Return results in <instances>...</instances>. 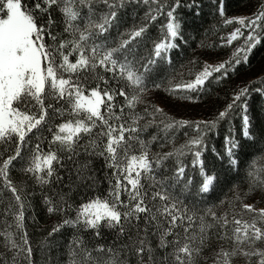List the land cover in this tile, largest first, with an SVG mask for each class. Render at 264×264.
Listing matches in <instances>:
<instances>
[{"label":"snow or ice","instance_id":"obj_1","mask_svg":"<svg viewBox=\"0 0 264 264\" xmlns=\"http://www.w3.org/2000/svg\"><path fill=\"white\" fill-rule=\"evenodd\" d=\"M255 4L248 15L227 17L218 0L221 24L232 26L219 47L236 42L230 55L190 59L177 70L173 53L188 42L182 0H0V264H34L28 219L37 186L46 214L56 217L39 247L50 250L63 230L73 231L62 264L240 257L264 264V207L247 202L252 192L264 201V148L247 161V191L234 186L229 208L219 210L225 201L200 207L219 183L204 159L211 136L228 125L223 151H213L237 174L244 149L264 144V120L250 111L253 94L264 100V81L233 86L203 119H176L150 103L153 90L186 99L224 90L236 67L264 47V0ZM186 6L199 15L202 5ZM96 158L110 171L106 196L90 195ZM188 158L198 182L188 176ZM104 229L114 233L111 243L101 242Z\"/></svg>","mask_w":264,"mask_h":264},{"label":"trees","instance_id":"obj_2","mask_svg":"<svg viewBox=\"0 0 264 264\" xmlns=\"http://www.w3.org/2000/svg\"><path fill=\"white\" fill-rule=\"evenodd\" d=\"M223 2L227 17L244 11H250L253 7H256L255 0H223ZM190 3L191 0H182V7L178 10V16L183 23L185 38L188 42L184 43L183 40L180 41L181 47L177 48L173 53V66L177 70H179L181 64H186L190 59L203 61L205 58H228L232 47L235 46L234 42L232 47H219L220 37L226 36L231 30V26H223L221 24L217 11L218 0H197V3L202 5L196 10L199 12V15L194 14L193 9L186 6ZM156 28L158 30L159 25ZM202 41L205 45L204 48L200 47ZM261 81H264V47L257 46L250 55L249 62L237 66L236 70L231 73V79L223 85L224 90L217 87L213 90L210 97L201 95L199 98L193 96L191 99L184 98L187 95L184 93L170 94L162 89L153 90L150 94V103L162 107L166 113L176 119L196 120L198 119L197 116H201V119H203L214 110L213 105L217 103L218 97L220 102H222L225 91L230 92L233 86L249 82L254 86H260ZM250 111L254 113L256 120H264V100L258 95L253 94L251 98ZM239 125L240 120L237 118L235 127L238 128ZM227 128L228 125H225L219 130L218 134L211 136L208 141V148L204 153L205 163L209 168H214L219 173V183L216 185L214 191L203 197L205 203L201 204L200 207L220 205V201H229L234 195L232 189L236 185L240 186L241 194L246 192L245 171L247 170V161L253 158L258 160L260 154L256 149L264 148V144H258L254 148H245L241 153V159L245 161V164L239 170V174H237L236 169L228 171L227 166L222 165L219 156L213 151V148L217 151H223V138L227 135ZM43 135L47 139L43 141L42 147L47 150L51 135L46 130L43 131ZM183 139L181 133L177 143L183 142ZM55 147L53 145V150H55ZM165 150L168 149L166 148ZM249 153L254 155L250 157ZM186 163L188 164L186 169L188 176L198 182L201 179L198 166L195 168L192 166L191 158H188ZM93 167L96 169L98 185L96 190L90 193V195L100 194L106 196L109 189L106 173L110 175V171L104 168L102 158L94 159ZM18 168L19 166H17V171L13 173L14 179L19 178ZM61 174H64L62 170ZM29 191L31 193L33 191L32 188ZM44 191H47V189H44ZM248 196L247 202L254 198L259 201L260 205L264 206V201L256 193H249ZM121 198L126 199L123 195ZM224 205H221L219 210ZM33 217L35 218L34 222ZM55 219L56 217L49 218L46 214L41 201V189L37 186L34 190L33 209L28 219V231L33 240V247L36 249L33 256L34 264H62L61 261H64L66 257L73 235L71 229H65L62 231V234L57 235L52 242L50 250L45 251L39 247V241L46 235L45 229H48L55 222ZM90 238L91 234H86L85 239ZM113 239L114 233L108 229H104L103 240L101 242L111 243ZM0 251H4V249L0 248Z\"/></svg>","mask_w":264,"mask_h":264},{"label":"rangeland","instance_id":"obj_3","mask_svg":"<svg viewBox=\"0 0 264 264\" xmlns=\"http://www.w3.org/2000/svg\"><path fill=\"white\" fill-rule=\"evenodd\" d=\"M252 10H254V7L250 10V11H244V12H241V13H238V14H234V15H232V16H230V17H233V16H239V15H248V14H250L251 13V11ZM231 28H232V26H231ZM227 35V34H226ZM235 44H236V42H235ZM213 60H219V59H227V58H219V59H217V58H212ZM197 118L198 119H201L202 117L201 116H197ZM233 198V197H232ZM232 198L231 199H229V201L230 200H232ZM248 202L249 203H254L257 207H264L263 205H260V203H259V201L258 200H256V199H252V200H248ZM227 208H229V204H228V201H226L225 202V205L220 209V211H224L225 209H227ZM238 210V209H237ZM245 215H247V214H245ZM65 260H67V256L64 258V261ZM63 261H61V263H62ZM234 264H246V258H243V257H240V258H238V259H236L235 261H234Z\"/></svg>","mask_w":264,"mask_h":264}]
</instances>
